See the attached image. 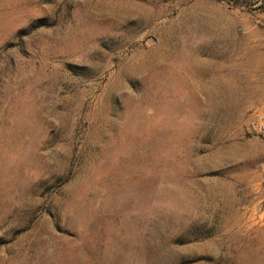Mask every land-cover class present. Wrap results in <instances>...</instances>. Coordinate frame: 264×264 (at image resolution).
Wrapping results in <instances>:
<instances>
[{"label": "rangeland", "instance_id": "rangeland-1", "mask_svg": "<svg viewBox=\"0 0 264 264\" xmlns=\"http://www.w3.org/2000/svg\"><path fill=\"white\" fill-rule=\"evenodd\" d=\"M264 0H0V264H264Z\"/></svg>", "mask_w": 264, "mask_h": 264}, {"label": "built area", "instance_id": "built-area-1", "mask_svg": "<svg viewBox=\"0 0 264 264\" xmlns=\"http://www.w3.org/2000/svg\"><path fill=\"white\" fill-rule=\"evenodd\" d=\"M261 132L264 134V125L261 126Z\"/></svg>", "mask_w": 264, "mask_h": 264}]
</instances>
